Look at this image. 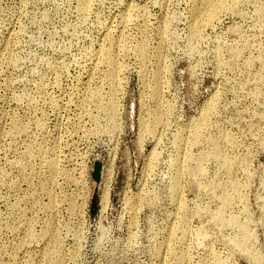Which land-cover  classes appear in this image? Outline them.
Returning <instances> with one entry per match:
<instances>
[{"label": "rangeland", "instance_id": "obj_1", "mask_svg": "<svg viewBox=\"0 0 264 264\" xmlns=\"http://www.w3.org/2000/svg\"><path fill=\"white\" fill-rule=\"evenodd\" d=\"M0 264H264V0H0Z\"/></svg>", "mask_w": 264, "mask_h": 264}, {"label": "bare ground", "instance_id": "obj_2", "mask_svg": "<svg viewBox=\"0 0 264 264\" xmlns=\"http://www.w3.org/2000/svg\"><path fill=\"white\" fill-rule=\"evenodd\" d=\"M215 6L216 5L213 6L214 7L213 9L206 10V11L203 12V15H204L203 18H202L203 23L204 22H209L215 15H217V13L222 10V8L224 6V2L220 1L218 3V5H217V8H215ZM107 193L108 192H106V191L104 192V194L102 196V200L100 202L107 203V201H108L107 200L108 199V196H107L108 194ZM228 222H227V224L229 226H233V227L239 228V226L237 225L238 223H237L236 219H234V218L233 219H230ZM242 237L247 238L246 232L244 233V235Z\"/></svg>", "mask_w": 264, "mask_h": 264}, {"label": "water", "instance_id": "obj_3", "mask_svg": "<svg viewBox=\"0 0 264 264\" xmlns=\"http://www.w3.org/2000/svg\"><path fill=\"white\" fill-rule=\"evenodd\" d=\"M99 169H100L99 165H95L94 171H93V177H94V179H97L98 178ZM95 208H96V204H95V200L93 199L92 210L94 211Z\"/></svg>", "mask_w": 264, "mask_h": 264}]
</instances>
